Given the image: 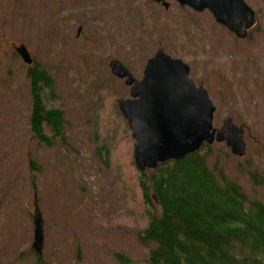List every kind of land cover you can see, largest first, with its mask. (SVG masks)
I'll use <instances>...</instances> for the list:
<instances>
[{"label": "rangeland", "instance_id": "1", "mask_svg": "<svg viewBox=\"0 0 264 264\" xmlns=\"http://www.w3.org/2000/svg\"><path fill=\"white\" fill-rule=\"evenodd\" d=\"M169 1L166 9L152 0H0V264H36L35 211L46 264H120L115 255L144 264L149 247L137 233L153 206L141 198L134 139L117 108L128 87L109 61L119 59L140 78L159 46L203 82L215 127L227 116L244 127L245 157L223 142L201 155L208 151L209 167L264 204V0H246L258 25L243 39L209 13ZM19 43L30 65L14 52ZM29 67L52 80L39 90L42 102L63 111L65 138L51 145L29 125ZM41 129L51 136L47 125Z\"/></svg>", "mask_w": 264, "mask_h": 264}, {"label": "trees", "instance_id": "2", "mask_svg": "<svg viewBox=\"0 0 264 264\" xmlns=\"http://www.w3.org/2000/svg\"><path fill=\"white\" fill-rule=\"evenodd\" d=\"M28 72L34 102L31 130L42 138L41 125H47L49 145L53 139L64 140L63 111L44 110L40 102L39 90L42 85L51 88V78L43 69ZM207 154L193 152L140 173L141 198L153 206L146 211L147 226L137 233L149 247L144 264H264V204L222 170L209 167ZM257 176L254 171L252 177Z\"/></svg>", "mask_w": 264, "mask_h": 264}, {"label": "water", "instance_id": "3", "mask_svg": "<svg viewBox=\"0 0 264 264\" xmlns=\"http://www.w3.org/2000/svg\"><path fill=\"white\" fill-rule=\"evenodd\" d=\"M166 9L168 0H152ZM197 11L207 8L215 21L235 37L243 39L257 23L256 11L246 0H176ZM81 27L77 28V35ZM23 61L32 58L24 45L17 48ZM112 73L124 78L129 97L119 98L117 106L134 138L133 161L139 171L178 160L197 152L202 145L225 141L233 155L243 157L244 128L227 116L220 127L213 125L215 105L202 81L189 76V66L179 57L167 54L161 46L146 60L141 79L135 78L119 60L109 62ZM41 217L34 218L33 247H42Z\"/></svg>", "mask_w": 264, "mask_h": 264}, {"label": "flooded vegetation", "instance_id": "4", "mask_svg": "<svg viewBox=\"0 0 264 264\" xmlns=\"http://www.w3.org/2000/svg\"><path fill=\"white\" fill-rule=\"evenodd\" d=\"M174 1V0H173ZM179 7H181V8H188L189 10H191L192 12H194V13H201V12H207V13H209L210 14V12L207 10V9H204L203 11H201V12H199V11H196V10H194L193 8H191L190 6H187V5H184V6H181V5H179L176 1H174ZM211 15V14H210ZM20 44H24V43H19L18 45H14V47H13V49H14V52L16 53V48H17V46H19ZM25 46H26V44H24ZM27 47V46H26ZM29 50V49H28ZM30 68V67H29ZM29 68H27V70L29 69ZM29 70H31V68L29 69ZM41 102V106H42V108L44 109V110H50V109H54V108H48L47 106H46V104H45V102H42V100L40 101ZM33 104H34V102L32 101L31 102V108H30V112H29V115H33V113H34V106H33ZM55 107V106H54ZM55 108H58V107H55ZM45 126L42 124L41 125V128H44ZM42 130L43 129H41V133H42V138H40V142L41 141H43V140H45V142L47 143V138H48V136H44V133L42 132ZM52 134V133H51ZM31 231H32V228H30V236H31ZM43 242H44V229H43ZM32 244H33V241H32V243H31V245H30V249H31V251H32V248H33V246H32ZM34 250V249H33ZM36 253V252H35ZM37 254V253H36ZM25 257V254L24 253H20L19 254V259L20 260H22L23 258ZM37 260H40V261H42V259H41V257L40 256H38L37 255V258H36V261ZM46 264V263H45Z\"/></svg>", "mask_w": 264, "mask_h": 264}]
</instances>
